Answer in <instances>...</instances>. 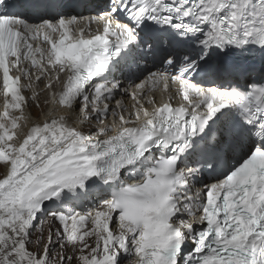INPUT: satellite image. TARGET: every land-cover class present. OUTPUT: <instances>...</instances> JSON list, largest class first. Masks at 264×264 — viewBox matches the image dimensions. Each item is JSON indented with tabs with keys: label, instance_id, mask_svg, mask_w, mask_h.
I'll return each mask as SVG.
<instances>
[{
	"label": "snow or ice",
	"instance_id": "obj_1",
	"mask_svg": "<svg viewBox=\"0 0 264 264\" xmlns=\"http://www.w3.org/2000/svg\"><path fill=\"white\" fill-rule=\"evenodd\" d=\"M12 8L0 0V264H264V0H106L87 25ZM251 52L258 79L217 75ZM133 66L129 96L115 73ZM34 73L71 115L20 137Z\"/></svg>",
	"mask_w": 264,
	"mask_h": 264
},
{
	"label": "bare ground",
	"instance_id": "obj_2",
	"mask_svg": "<svg viewBox=\"0 0 264 264\" xmlns=\"http://www.w3.org/2000/svg\"><path fill=\"white\" fill-rule=\"evenodd\" d=\"M34 92H32V94H33ZM44 95H46L47 97H48V94H46V92H45V90L44 89H42V88H37V90H36V92H35V94H34V97L36 98V99H38V103L41 105V106H45L46 104H48V101L45 103L43 100V97H44ZM38 96V97H37ZM45 98L46 100H48V98ZM41 99H43V100H41ZM126 100V97L124 98V103H125V105H129V103L128 102H126L125 101ZM46 109H47V107H45ZM36 112V111H35ZM52 115V114H51ZM43 118H44V116H43ZM42 121L43 120H40L39 118L37 119V120H34V124H36V123H42ZM18 125H19V127H18V129H16L15 131H16V133L18 134V136H20V137H22L23 135L21 134V132H22V129H24L25 131H27V127H25L24 128V118H22V119H20L19 121H18ZM23 125V126H22ZM12 143H15V140L14 141H12ZM4 171V170H3ZM2 177V176H1ZM90 200V199H89ZM89 200H87V202L83 205V207L84 208H89V207H91V204H89L88 202H89ZM52 221H51V218H48V221L46 222V223H44V225H43V227H47V229H48V225L51 223ZM93 241H94V238L92 239V240H89V243H93ZM128 264V263H127Z\"/></svg>",
	"mask_w": 264,
	"mask_h": 264
},
{
	"label": "rangeland",
	"instance_id": "obj_3",
	"mask_svg": "<svg viewBox=\"0 0 264 264\" xmlns=\"http://www.w3.org/2000/svg\"><path fill=\"white\" fill-rule=\"evenodd\" d=\"M2 176V164H0V177ZM44 228V236H45V238H47V232H48V229H47V227H43ZM35 238V237H34ZM58 251H60V249L58 248L57 249ZM126 260H128V259H125L124 261H123V264H126L125 262H126Z\"/></svg>",
	"mask_w": 264,
	"mask_h": 264
}]
</instances>
